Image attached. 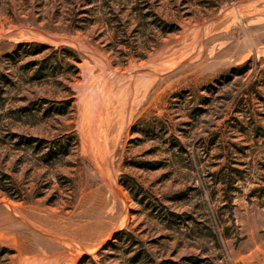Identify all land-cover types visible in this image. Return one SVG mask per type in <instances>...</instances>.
Here are the masks:
<instances>
[{"label":"rangeland","instance_id":"374dc122","mask_svg":"<svg viewBox=\"0 0 264 264\" xmlns=\"http://www.w3.org/2000/svg\"><path fill=\"white\" fill-rule=\"evenodd\" d=\"M251 1L0 0V264H264ZM86 61L103 98L80 97Z\"/></svg>","mask_w":264,"mask_h":264},{"label":"bare ground","instance_id":"6f19581e","mask_svg":"<svg viewBox=\"0 0 264 264\" xmlns=\"http://www.w3.org/2000/svg\"><path fill=\"white\" fill-rule=\"evenodd\" d=\"M258 0H252L251 2H244L245 4H250V3H255V2H257ZM251 5V4H250ZM245 6H247V5H245ZM237 10V9H236ZM241 14V13H240ZM236 15V14H235ZM236 16H239V15H236ZM201 33H202V31H201ZM55 36H56V38L55 39H53V38H50V37H48L47 36V34L46 33H39V37H40V39L41 40H48L49 42H51V44H53V45H55V46H58V45H60V44H67V45H71V46H75L76 48H81V49H87L88 51H92L91 49H90V47L89 46H87L86 44H84V43H82L80 40H79V38L78 37H71V36H68V35H66V36H62V35H58V34H55ZM47 41V42H48ZM194 51L192 50V52H191V54H188V55H185V56H183V57H189L190 55H192V53H193ZM259 52L260 53H264V48L263 49H261V50H259ZM198 53H199V51H198ZM183 54H185L184 52H183ZM182 54V55H183ZM178 61V60H177ZM97 63L98 64H100L103 68H104V73H105V70L106 69H108V67H107V65H105V62L102 60V58H98L97 57ZM174 64V63H173ZM172 64L171 63H167L166 64V66H165V68H168V67H170ZM83 68V75H84V83L82 84V85H80V86H78L77 87V89H78V91H79V94H80V97H84V95L85 94H87L88 92L90 93V95H91V97H94V96H96L97 94H94V93H96L97 91L98 92H100V93H102V94H100V95H102L101 97L103 98V97H105L104 95V93H103V84H101V86H98V89H95L94 87H93V89L92 88H89V86L87 85V83H88V81L90 80V78L92 77V76H94V73H93V71H92V66L86 61L85 63H84V65L82 66ZM103 73V72H102ZM106 74V73H105ZM130 74V73H129ZM151 73H149V72H141V73H139L138 75H134L130 80H129V85H128V87H127V93H129V91H130V85H131V83H132V81L133 80H135V78H137L136 79V89H138V88H140V86H146L150 81H151ZM101 78H103L102 76H100ZM113 77V76H112ZM100 79V78H99ZM97 80V79H96ZM103 80V79H102ZM118 80V79H117ZM100 81V80H99ZM107 81V80H106ZM96 82V81H95ZM101 82V81H100ZM104 82V81H103ZM117 82H119V81H117ZM111 86V85H110ZM114 86V85H113ZM117 86V85H116ZM123 86V85H122ZM97 87V86H96ZM115 87V86H114ZM110 88V87H109ZM116 88V87H115ZM117 90L119 89V86L116 88ZM115 89V90H116ZM97 90V91H96ZM94 91H96V92H93ZM106 91V90H105ZM107 92V91H106ZM110 92V91H109ZM112 92H113V90H112ZM117 92H119V91H117ZM111 93V92H110ZM119 93H121V92H119ZM108 94V93H107ZM100 97V96H99ZM85 98V97H84ZM90 99V98H89ZM88 99V100H89ZM94 99V98H93ZM96 99H99V98H96ZM95 99V100H96ZM94 100V101H95ZM93 101V103H95ZM96 101H98V100H96ZM100 101V100H99ZM101 104H103V103H98V105L97 104H95L94 106H95V109H97L98 108V106L100 105L101 106ZM100 111V110H99ZM103 111V110H102ZM96 112H97V110H93V111H91V116L92 117H95V114H96ZM90 113V112H89ZM88 114V113H87ZM89 116V115H88ZM97 117H99V113H98V116ZM91 119V117H89V120ZM96 120H98V121H96ZM95 121L96 122H99V119H96ZM91 122V121H90ZM103 121L101 120V123H102ZM94 123V122H93ZM100 123V124H101ZM97 124V123H96ZM104 124V123H103ZM91 126H92V124H91ZM93 126H95V124L93 125ZM102 125H100V127H101ZM99 127V128H100ZM93 128V127H92ZM94 130H96V133L98 132L97 130H101L102 131V133H103V131L104 130H102V129H96V127L94 128ZM100 131V132H101ZM92 132H94V131H92ZM105 133V132H104ZM92 136L94 137V136H96V135H93L92 134ZM92 137V138H93ZM95 139L96 138H94V140H93V142L95 143L96 141H95ZM97 140V139H96ZM103 142V141H102ZM92 143V142H91ZM96 144V143H95ZM95 146V145H94ZM93 146V147H94ZM100 146V145H99ZM93 147H92V149H93ZM97 147V146H96ZM99 148V147H98ZM97 148V149H98ZM101 149V148H100ZM102 149H103V147H102ZM105 154V153H104ZM105 157V156H104ZM106 158V157H105ZM107 159V158H106ZM106 159H105V162H106ZM109 160H107V162H108ZM109 164V163H108ZM107 163H106V166L108 165ZM105 172H106V170H105ZM107 173V172H106ZM107 175V174H106ZM105 175V176H106ZM108 176V175H107ZM110 178V177H109ZM110 181V180H109ZM108 181V183H109V185L113 188L114 187V185L111 183V182H109ZM56 256H54V257H49V258H47L45 255H38V256H34V257H28L27 259H24L22 262H21V264H53L56 260Z\"/></svg>","mask_w":264,"mask_h":264},{"label":"water","instance_id":"95a60500","mask_svg":"<svg viewBox=\"0 0 264 264\" xmlns=\"http://www.w3.org/2000/svg\"><path fill=\"white\" fill-rule=\"evenodd\" d=\"M223 12H224V9H223L222 13ZM222 13H221V15H222ZM42 32H44V31H42ZM44 33H46L47 36L50 37V38H53V39L56 38L55 33H51V32H44ZM62 45H66V44H62Z\"/></svg>","mask_w":264,"mask_h":264}]
</instances>
